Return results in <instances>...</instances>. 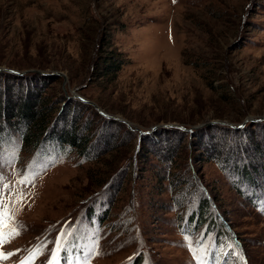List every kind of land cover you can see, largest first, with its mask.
Masks as SVG:
<instances>
[{"label": "rangeland", "instance_id": "obj_1", "mask_svg": "<svg viewBox=\"0 0 264 264\" xmlns=\"http://www.w3.org/2000/svg\"><path fill=\"white\" fill-rule=\"evenodd\" d=\"M113 58L115 76L105 73ZM0 67L37 70L2 74L0 87L15 101L29 86L53 111L30 143L0 122V200L20 232L0 246L12 254L0 264L42 243L35 264H46L61 234L60 264H264V150L225 170L204 160L223 130L203 126L198 146L192 131L164 127L264 117V0H0ZM65 107L68 122L92 124L80 128L89 158L52 133ZM250 123L246 147L264 139ZM150 146L177 155L164 163Z\"/></svg>", "mask_w": 264, "mask_h": 264}, {"label": "trees", "instance_id": "obj_2", "mask_svg": "<svg viewBox=\"0 0 264 264\" xmlns=\"http://www.w3.org/2000/svg\"><path fill=\"white\" fill-rule=\"evenodd\" d=\"M114 59V58H113ZM110 59H108L109 61ZM111 64L106 66V74H112V75H116L117 72L121 69V62L116 61V59L111 60L110 61ZM2 74H7V75H11L13 78L21 80V77H23V75L20 74H16L14 75V73H2L0 72V75ZM19 75V76H18ZM27 76V75H25ZM3 89L0 87V122H3L2 120L6 119L8 122H12L11 124H14V126L17 128V130H22L23 133V138L26 141V143H30V141L35 140V139H40L43 135L47 134V125L50 122V115L53 113V111L51 110V108L47 105L48 103H46L45 97H41L38 96L37 98H33L30 92V87L29 86H22L21 88L19 87L18 91V98L19 100H12L13 98V88H8L6 87L7 85L1 84ZM21 86V85H20ZM14 87V86H13ZM25 88V89H24ZM17 89V87H16ZM70 99H68L69 101ZM67 101V102H68ZM79 103L83 104L84 106H86V104L80 102L78 100ZM68 104V103H67ZM89 108V107H88ZM66 107L63 108V110L61 111L60 114V118L64 117L66 114ZM94 112V111H92ZM68 114V113H67ZM68 115H66L67 117ZM64 117V126L60 129H55L52 133L56 136L57 139H60L62 144L71 146L73 148H79L81 150L82 154H85L87 157L90 156V148H91V139L89 136L85 137V139H83L82 135H81V131L80 128L84 127L88 130L91 131L92 129V124L88 125V122L84 124L83 120L85 119V117L83 116H79L77 118V120H73V122L71 121H67V118ZM105 120H103V125L104 124H110V125H117V126H122L121 123L115 119H107L104 118ZM251 128L253 125H258V127L263 126L264 127V122H257V123H250ZM222 124H214V125H208V126H204V129H215V130H223V135H221L220 137V142H214V149L212 150H204V153L206 155H204V157H206L204 160L205 162H210V161H216L218 162L222 169L227 170L228 168H232V166H228L226 165V163L228 162V160L234 156H236L237 158L242 159L243 156H247L250 157L251 154L249 153L251 150L252 151H260L263 152L264 150V139L263 140H259L258 138L255 139L251 136V138L249 139V143L251 145H253L254 147H246V145L242 144V136L245 135L246 130L249 128L247 125L244 126L243 128H234L227 126V125H222ZM90 126V127H88ZM22 127H25V130L22 129ZM0 129H1V125H0ZM171 130H175V128H168ZM2 130V129H1ZM127 130V134H132L133 131H128ZM164 130L166 129H160V131L157 132L158 135L161 134V132H164ZM45 131V134H44ZM176 132H178V129L175 130ZM204 130H202V127L198 130H192L191 136H195L197 139H194L193 144H197L198 146L199 141L198 138L200 137V135L202 134ZM51 131H49L50 133ZM183 132V131H182ZM134 133V132H133ZM137 134V132H136ZM156 134V136H158ZM234 135H237V137H239V139L241 141H238L237 138H235ZM132 136V135H131ZM199 136V137H198ZM100 137H102V135H100ZM146 138V136L144 137ZM81 143H84V145H82ZM150 148L152 149L153 147L150 146ZM149 149L148 150V155H151L153 157L158 158L159 160H161V162H170V161H174V158L177 155V150L174 149L173 151L169 152L168 150H165V148H159V149ZM201 149V148H200ZM263 149V150H262ZM94 154V153H93ZM92 155V154H91ZM93 156V155H92ZM89 158V157H88ZM226 162V163H225ZM188 165V164H187ZM230 165V164H229ZM251 165L250 164H244L243 169L246 172H249ZM254 167V166H253ZM252 167V168H253ZM230 168V169H231ZM258 167L255 166L254 169L256 170ZM237 169V168H236ZM189 171V169H187ZM246 172V173H247ZM166 178V176H162L160 177V180H164ZM193 175H191V181H192ZM180 180H178L179 182ZM197 188V190L202 189V187L199 185L195 187V189ZM205 193L202 190V195H204ZM208 200H210V198L206 195H204L199 203V206L201 208V210L205 209L204 205H206L208 203ZM192 216L196 215L195 213H192ZM212 214V213H211ZM210 214V215H211ZM205 215V214H204ZM192 216H190V218H192ZM207 217V216H206ZM211 217L213 218V220L215 222H217V217L211 215ZM200 218V217H199ZM205 218V217H204ZM141 259V255H139L136 258L137 263L140 261ZM140 263V262H139ZM138 263V264H139Z\"/></svg>", "mask_w": 264, "mask_h": 264}, {"label": "snow or ice", "instance_id": "obj_3", "mask_svg": "<svg viewBox=\"0 0 264 264\" xmlns=\"http://www.w3.org/2000/svg\"><path fill=\"white\" fill-rule=\"evenodd\" d=\"M19 202V201H17ZM0 209H3V212L0 213V246L7 243L9 240L19 236L20 232L18 227H13L9 224L11 217L9 215L7 204L3 200H0ZM47 247L46 243L38 244L34 248L29 256L20 261V264H35L36 258L43 254L44 249ZM63 250V234L59 235L54 241V247L51 249L50 257L46 261V264H60V253ZM12 255L4 254L0 252V260H6L9 256ZM71 264V262H69Z\"/></svg>", "mask_w": 264, "mask_h": 264}, {"label": "water", "instance_id": "obj_4", "mask_svg": "<svg viewBox=\"0 0 264 264\" xmlns=\"http://www.w3.org/2000/svg\"><path fill=\"white\" fill-rule=\"evenodd\" d=\"M11 71V72H13V73H16V74H20V75H23V74H25V73H27V72H35V71H37V70H28V71H17V70H13V69H3V68H1L0 67V71ZM53 74L54 75H59V76H64L65 77V74L64 73H62V72H60V71H54L53 72ZM77 97L78 98H80L81 100H83V101H85V102H87V103H89L90 101L89 100H87V99H85V98H83V97H81L80 95H77ZM94 106H96L97 107V109H99L98 108V106L95 104V103H93V102H91ZM264 120V117L263 118H260V119H252V118H248V119H246L245 121H243L241 124H239V125H235V124H233V123H231V122H222V123H220V124H222V125H227V126H230V127H234V128H243L244 126H246V123H248V122H259V121H263ZM126 123H127V125H128V127L129 128H131V123L129 122V121H125ZM218 124H219V122H218ZM206 125H212V123H209V124H204V125H202V126H195L194 128H187V127H185V126H177V125H172V124H167V125H164V127L166 126L167 128H173V127H177V128H179V129H182L183 131H185V132H190V131H192V130H194L195 128H200V127H203V126H206ZM158 128V127H157ZM132 129H137V128H132ZM153 130V129H152ZM154 131V130H153ZM153 131H151V132H153Z\"/></svg>", "mask_w": 264, "mask_h": 264}]
</instances>
